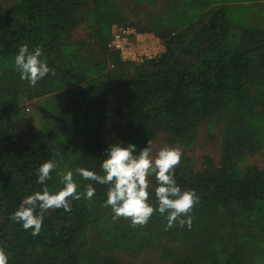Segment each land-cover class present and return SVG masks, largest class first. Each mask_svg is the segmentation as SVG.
Instances as JSON below:
<instances>
[{
  "label": "trees",
  "instance_id": "obj_1",
  "mask_svg": "<svg viewBox=\"0 0 264 264\" xmlns=\"http://www.w3.org/2000/svg\"><path fill=\"white\" fill-rule=\"evenodd\" d=\"M262 2L165 1L136 29L156 35L164 52L140 65L107 49L112 26H127L116 0H12L0 12V248L8 264H120L113 252L150 245L174 264H242L247 247L264 251V168L242 169L264 144V26L251 21ZM81 24L100 59L85 61L88 43L71 42ZM24 44L40 47L54 71L35 87L14 67ZM53 92H62L64 102L51 128L25 121L23 105ZM221 120L218 165L205 158L201 171L175 168L177 184L199 196L191 229L167 228L158 212L143 227L113 220L104 207L107 186L94 182L91 200L45 212L36 236L11 220L26 196L42 191L37 170L47 160L57 162V171L83 167L102 175L109 145L131 143L139 151L162 133L190 147L199 125L211 131ZM74 178L81 192L90 183ZM46 183L53 191L62 187L57 172ZM156 186L153 176L152 203ZM165 242L177 244V252Z\"/></svg>",
  "mask_w": 264,
  "mask_h": 264
},
{
  "label": "clouds",
  "instance_id": "obj_2",
  "mask_svg": "<svg viewBox=\"0 0 264 264\" xmlns=\"http://www.w3.org/2000/svg\"><path fill=\"white\" fill-rule=\"evenodd\" d=\"M42 49L36 47L29 51L28 45H21L14 57L15 70L20 79L35 87L40 80L54 71L41 59ZM107 156L100 167L103 174L94 170L77 167L72 170L57 171V162L53 159L43 162L38 170L37 183L45 185L42 191L26 196L18 209L11 215V220L21 223L32 235L40 233L44 213L49 210L63 209L71 211V201L86 198L91 200L96 193L93 183L107 186L104 207H110L113 220L129 218L133 227L145 226L149 219L159 213L167 221V228L179 225L192 226V213L199 203V196L194 189L183 190L175 180V168L180 164L183 152L179 146H164L154 150L153 142L137 151L135 144L117 143L109 145ZM58 155V153H57ZM57 172L62 187L53 191L47 186L52 173ZM78 174L88 183L83 192L74 178ZM155 177V202H150L151 178ZM0 264H8V256L0 248Z\"/></svg>",
  "mask_w": 264,
  "mask_h": 264
},
{
  "label": "rangeland",
  "instance_id": "obj_3",
  "mask_svg": "<svg viewBox=\"0 0 264 264\" xmlns=\"http://www.w3.org/2000/svg\"><path fill=\"white\" fill-rule=\"evenodd\" d=\"M157 3L155 6L148 3L139 4L132 0H116L119 2L121 9L126 14V25L135 29L145 28L143 24L146 20H149L148 16L159 10V8L167 0H155ZM12 5V0H0V12L9 9ZM255 12L251 15L252 24L264 26V2L257 3ZM263 11V12H262ZM262 12V13H261ZM84 11L79 13L80 18H83ZM147 18V19H145ZM149 23V21H148ZM139 29V30H140ZM88 29L84 24L76 27L72 32L71 42H87L88 45L83 46L88 50L85 54V61H91L94 59H100L101 53L90 44L87 36ZM138 66V65H137ZM108 68V67H107ZM133 66L129 65L130 75H135ZM64 96L62 92H53L48 95L35 98L29 101L22 107L24 112V120L29 121L36 128L47 130L50 129L54 123L55 117L61 111L63 106ZM9 118H13L9 116ZM223 120L215 123L211 131H207L204 124L199 125L194 133L193 144L190 147H180L183 155L179 167L189 170L191 172L201 171L204 167L205 158L211 160L212 166H217L221 158V132H222ZM154 150L164 146H176L170 143L169 138L165 134H158L152 141ZM250 167L264 168V144L262 148L253 154H248L246 162L242 165V169L246 171ZM82 180L83 178L79 176ZM84 180V179H83ZM152 180V178H151ZM163 244V242H162ZM170 247L174 253L178 250V245L174 242L164 243ZM264 251L255 249L250 246L246 248L244 261L242 264H252L253 256H256ZM166 255V253H164ZM154 245H150L141 249L139 252L120 250L113 252V256L120 264H174L171 257L164 255ZM254 264H264V256L258 255L255 257Z\"/></svg>",
  "mask_w": 264,
  "mask_h": 264
},
{
  "label": "built area",
  "instance_id": "obj_4",
  "mask_svg": "<svg viewBox=\"0 0 264 264\" xmlns=\"http://www.w3.org/2000/svg\"><path fill=\"white\" fill-rule=\"evenodd\" d=\"M107 49L118 53L122 62L142 64L164 52L161 40L151 32H138L130 26L113 25Z\"/></svg>",
  "mask_w": 264,
  "mask_h": 264
}]
</instances>
